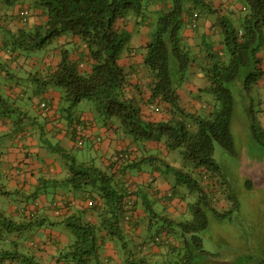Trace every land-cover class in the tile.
<instances>
[{
  "label": "trees",
  "instance_id": "16d2710c",
  "mask_svg": "<svg viewBox=\"0 0 264 264\" xmlns=\"http://www.w3.org/2000/svg\"><path fill=\"white\" fill-rule=\"evenodd\" d=\"M20 1L24 4L19 11L22 23L16 25L15 30L8 29L7 23H2L5 18L0 11L1 49L12 58L30 57L56 43L61 51L57 64L28 71V86L34 92H42L55 85L60 90L61 105L66 111L75 109L84 100L92 101V106H86L98 112L96 119L104 124L114 120L135 146L116 151L110 157L108 168H101L93 162H82L73 154H66L71 175L62 182H67L72 189L85 190L90 195L88 205L96 213L98 221L87 220L82 211L65 219L74 240L65 251L60 252L56 264L61 261L104 264L102 250L107 237L122 242L126 264H155L147 256L140 255L137 249H129L126 240V226L135 230L140 224L136 211L141 191L138 186L132 185L129 175L142 170V164L152 165L159 158L157 154H147L150 141L164 143L169 151L183 150L182 168L162 159L165 170L175 177L174 188L187 186L189 194L203 191L200 178L189 170L192 165L213 174V177L210 176L215 191L213 196L220 210L210 206L212 215L219 222H226L227 214L232 211L223 212L221 197L231 200L236 207L238 202L231 198L226 189L228 183L220 178L223 177V170L214 159L215 146L219 143L225 149L234 151L235 139L231 126L235 96L232 86L244 82L242 84L248 91L262 74L259 53L264 49V0H238L244 3L239 14L234 11L223 13L212 0H172L169 9H155V5L154 10L150 11L152 16L142 17L150 25L149 41L142 47L146 86L151 93L149 101L159 99L158 104L162 103L160 105L167 115L166 119L159 121L146 117L142 97L130 93L131 72L121 62L124 53L129 50L127 39L130 32L126 28L129 16H140L144 10H150L147 7L153 0H34L33 4L41 9L47 19L33 25L29 22L31 2L1 0L4 5L10 6ZM24 11H28L27 16L22 14ZM202 15L203 20L215 18L216 23L212 21V25L219 27L221 43L229 56L227 60L221 57L220 50L215 49L213 43L205 40L204 45L197 49L183 36L182 27L186 17H192V27L197 28ZM4 32L9 37L3 39ZM63 39L66 40L64 44ZM199 52L204 53L205 62L200 63L206 77L204 90L212 93L215 99V110L205 114L183 106L179 93L190 67L199 64ZM9 64L10 59L0 62V72L4 70L11 77L13 73ZM136 89L141 92L139 87ZM13 100L0 88V114H9L8 107ZM85 129L71 131L75 145L80 149L84 147ZM258 131L255 129L258 141L264 144V131ZM59 150L63 153L62 148ZM116 156L119 159L114 161L113 157ZM156 167L160 168V165L157 163ZM57 203L59 201L54 202L56 208ZM188 205L190 216L180 221L159 215L151 206H147V231L153 236L150 242L169 243L170 247L169 238L182 239V252L174 246L171 253L192 262L198 254L206 252L202 234L210 228L211 220L198 203ZM29 217L36 218L37 213L32 211ZM33 224L39 228L45 223L39 220L17 224L12 218L0 214V237L10 232H22ZM163 232H168V236L163 238ZM1 254L4 255L2 260L17 264H44L34 254L16 247Z\"/></svg>",
  "mask_w": 264,
  "mask_h": 264
},
{
  "label": "crops",
  "instance_id": "0c3cea01",
  "mask_svg": "<svg viewBox=\"0 0 264 264\" xmlns=\"http://www.w3.org/2000/svg\"><path fill=\"white\" fill-rule=\"evenodd\" d=\"M212 2L216 7L223 10L225 14H229L230 11L239 14L244 8V3L238 0H212ZM35 7V9L32 7L30 9L29 22L31 25L44 22L47 19L46 15L41 12V9L37 6ZM21 9L17 11L12 9L6 10L5 5L0 0V11L5 18L2 23L4 25L7 23L8 29L15 30L17 28L16 25H21L22 22L19 17ZM188 17L189 20H187L182 33L191 45L198 49L207 40L210 41V44L216 45L215 49H219L217 48V44L221 43L222 38L219 34V27H213L216 23L215 18L203 20L201 26L193 28L191 24L192 17L187 16L186 18ZM212 21L214 22L213 25ZM126 28L131 34H137L138 36V38L134 37L131 44H127L129 50L124 53L121 60L125 69L131 72L130 93L137 95L139 98L142 97L141 104L146 117L154 121L166 119L167 115L164 112L163 106L160 105L162 103L158 104L159 99H156L154 102L149 101L151 93L146 86L142 47L149 41L148 33L150 25L140 16L132 14L129 16ZM62 43H66V40L63 39ZM2 45V41L0 40V62L10 59V68L16 72L11 71L13 73L11 77L7 76V72L4 70L0 72L2 73L0 74V79H2L0 82L3 84L0 87L2 92L11 97V99H14L13 104L11 103L8 107L9 111L7 113L9 114H0L1 177L7 183V187L14 189L20 197L32 196V199L24 203L20 202L19 206H10L8 211L0 209V214L12 218L18 224L20 222L24 223L23 220L32 211H35L37 215L40 212H44V217L49 216V212L47 211L49 209L57 214L59 206V209L64 211L65 215L66 213L67 215H73L82 211L87 220L96 223L98 217L88 205L90 200L88 197L90 195L85 190H75L71 187L65 190L60 187L64 180L58 178L59 174L65 172L66 169L70 172V164L67 161L66 154H73L80 150L83 152V156L80 158L77 156L79 161L93 162L101 168H108L110 157L116 151L135 148V146L132 145L131 139L126 137L122 130L119 129L118 123L114 122V120L108 121L107 124L98 121L96 119L97 115L91 110V107L85 106V108L80 107L71 111L64 110L60 101V90L53 85H50L42 92L33 91L34 93H32L27 106L19 104V97L23 98L29 92V88H31L28 86V73L34 71L35 68H45L57 64L60 60L59 55L61 51L57 48L58 44L56 43L48 49L41 50L40 54L37 53L34 58L25 56H15V58H12L9 53L1 49ZM203 57L204 53L199 52V61H197L199 64H193L190 67V72L180 86L179 93L183 106L190 111L205 114L211 111L209 108L215 105V99L212 95L206 99V97L203 98L200 94L206 86L205 73L200 64L205 62L203 61ZM259 60V66L262 69V76L259 79L261 88L255 84L252 91L257 89L262 94V91H264V49L259 53ZM33 62L35 63L33 64L35 67L31 66ZM23 71H26L25 75H22ZM136 87H139L141 92H138ZM49 98L52 101H49ZM42 103H46L50 109L43 108ZM154 107H158L160 110H155ZM13 112L19 113L20 118L13 117L11 115ZM41 118H43L42 121ZM84 128H86L85 143L84 147L80 149L75 145L71 131ZM47 130L50 132V136L56 140V145L48 140L49 148L48 145L46 146L42 142ZM147 147L148 155L157 154L159 158L153 163V166L149 167L148 164H142V170L133 171L129 175L130 182L132 185L138 186L141 196L136 211V216H139L140 220L139 227L134 230L129 225L126 226L128 248L137 249L140 255L147 256L155 264H199L196 260L192 262L184 261L181 255L176 256L175 253H171L174 246L179 248L180 253L182 252L184 244L180 238L176 239L169 234L172 236L169 238L172 244L171 247L168 245L169 243L150 242L153 236L147 231V206H151L159 215L180 221L190 216L188 203H192L193 198L188 193L190 201L184 200L180 194V192H183L181 187L174 188L175 177L172 173L165 170L162 159L177 168L183 167V160L181 159L180 161L177 158H172L174 151H169L162 142L150 141ZM57 148L63 149V153L60 152V156L64 160L63 165L58 162V160L62 161L61 159L53 157L52 151ZM157 163L160 165V168L156 167ZM207 177L209 178V176ZM2 185L5 187V184ZM49 186L54 187L51 197L48 192L46 194L40 192L42 187L48 188ZM208 188L211 194L214 195L215 191L212 187V180L209 182ZM226 189L229 191L227 185ZM6 191H3L4 194ZM55 201H59L60 203H57V208L54 205ZM228 201V199L222 196L220 205L224 208L228 204ZM42 220L45 221L44 218ZM219 223L222 224V232L220 234L213 233L212 225L202 234L203 247L206 252L201 255L197 253V257L200 258V264H235L234 261L229 262L232 259L231 252H228L227 255H220L212 251L209 245L207 246V244L218 241L220 238L223 241L225 240V242H229L224 234L226 222ZM166 236H168V232H163L162 237ZM73 240L74 237H71L68 232L60 228L45 226V224L30 232H10L7 236L0 237V264H17L16 262L2 260L4 255L1 253L4 250H11V246L34 254L44 264H56L60 252L62 250L65 251L66 247L71 245ZM102 251V261L104 264H126L124 260L125 250L122 248V242L118 243L116 238H105ZM60 264L73 263L61 261Z\"/></svg>",
  "mask_w": 264,
  "mask_h": 264
},
{
  "label": "rangeland",
  "instance_id": "374dc122",
  "mask_svg": "<svg viewBox=\"0 0 264 264\" xmlns=\"http://www.w3.org/2000/svg\"><path fill=\"white\" fill-rule=\"evenodd\" d=\"M25 2L28 4L31 2L32 8H36V5L33 4L34 0H26ZM155 5V9L167 10L171 7L172 0H153L147 7L150 10H144L140 14V17L142 18L152 16L153 14L150 11L154 10L153 7ZM23 7L24 4L21 1L11 6L5 4L6 10L12 9L17 11ZM203 16L204 15L198 19V24L200 26L203 24V19H205ZM187 20H189V17L185 20L182 28H184L186 25ZM154 27L155 24L153 28ZM1 31L3 32V29ZM128 34L129 37L127 39V44L129 45L131 44L134 37L138 38V36L137 34ZM6 37H9V35L7 32H4L2 38L5 39ZM217 48H219L220 53L222 54L221 57L227 60L229 56L225 52V46L222 43H218ZM36 55L37 53H34L30 57L34 58ZM33 64L35 63L33 62L31 66H34ZM25 74L26 71H23L22 75ZM261 76L262 74L258 76L257 82L254 81V83L251 84L252 86L248 91L246 90V87H244V84H242L244 82H242L241 85L232 86V91L235 96V112L231 129L235 139V148L234 151H230L222 147L219 143H216L214 152V159L223 170V177L220 178H224V181L228 183L231 198L234 197V199L237 200L238 206L236 207L235 203L231 200L228 202L225 208L220 205V207L224 210L223 212L232 211L227 214L226 225L224 228V234L229 242H225V240L223 241V239L220 238L218 241L207 244V246L209 245V248L212 249V251H214L216 254L227 255L228 252H231L232 260L235 264H264V144L258 141L255 132V129H258V132L260 133L264 131V91H262V94L259 93L257 89L252 91V88H254L255 84L261 88L259 82ZM0 81H2V79H0ZM32 93L33 88L31 87L29 88L27 95H24L23 98L19 97V104L27 106L29 104L30 97H32ZM200 94L203 98L206 97L207 99V97L211 96L212 93L206 89ZM49 101H52V99L49 98ZM92 103V101L84 100L75 109H79L80 107L85 108L87 104L92 106ZM209 109L214 111L215 107L212 106ZM94 113L98 115L97 111ZM11 115L15 118H20L19 113L13 112ZM42 120L43 118H41V121ZM48 140L52 141L53 144L56 145V140L50 136V132L47 130L42 142L45 143L46 146L48 145L49 148L50 146L47 143ZM52 152L53 157L61 159L62 161L58 160V162L63 165L64 160L60 156V150L56 149ZM182 153L183 150L181 148L176 149L174 150L172 158H177V160L181 161V159L183 160ZM73 156L76 158L78 156L80 158L83 156V152L78 150L73 153ZM151 166H153V163L152 165H149V167ZM189 170L192 171L198 179L200 178L199 181L203 188L202 192L190 194L193 198L192 203H198L204 208V210L210 216L213 233L220 234L222 232V224L219 223V220L213 218V209L210 207L214 206L217 210H220L216 201H214L215 197L211 194L208 188L209 182L211 181L210 176L213 177V174L207 172L205 168H195L194 165H192ZM1 171L2 170L0 169L1 210L8 211L10 206H19L20 202L24 203L25 201L32 199V196L20 197L14 189H9L7 187V183L3 177H1ZM68 173L70 176V172L66 169L65 172L59 174L58 178L61 180H67ZM200 174L204 175L200 176ZM207 176H209V178ZM2 184H5V187ZM60 187L61 189L68 190V188L71 186L67 182H63ZM180 187L184 192H180L182 198L189 202L190 197L188 196V187L183 185ZM3 191H6V193L4 194ZM53 191L54 187L49 186L48 188L42 187L40 192H43L44 194L48 192L49 196L51 197V192ZM40 192L39 194L41 195ZM47 211L49 212L48 217H44V212H40L36 218H31L28 216L25 217L23 221L25 224H29L44 218L45 226L51 228L56 227L57 229L60 228L68 232V234L73 237L71 229L65 224V219L70 215H67V213L65 215V212L62 210H60L62 211V214H56L51 209ZM37 228V225L33 224L32 227H27L26 229L24 228L23 231L30 232ZM116 241L121 243V241L118 239H116ZM10 249H14V247L11 246ZM194 260H196L199 264L201 263L199 257L195 258Z\"/></svg>",
  "mask_w": 264,
  "mask_h": 264
},
{
  "label": "built area",
  "instance_id": "2783aa9c",
  "mask_svg": "<svg viewBox=\"0 0 264 264\" xmlns=\"http://www.w3.org/2000/svg\"><path fill=\"white\" fill-rule=\"evenodd\" d=\"M22 14H23L24 16H27L28 11H24ZM25 18H26V17H25ZM196 18H197V14H196ZM194 22H197V21H194ZM196 24H197V23H194V25H196ZM42 107L45 108V109H47V110L50 109V107H49L46 103H42ZM154 108H155L156 110H158L157 107H154ZM122 156H123V155H121V157H122ZM113 159H114V161H116V160L119 159V156L113 157ZM57 213H58V214L61 213L60 209L57 210Z\"/></svg>",
  "mask_w": 264,
  "mask_h": 264
},
{
  "label": "clouds",
  "instance_id": "9594fccd",
  "mask_svg": "<svg viewBox=\"0 0 264 264\" xmlns=\"http://www.w3.org/2000/svg\"><path fill=\"white\" fill-rule=\"evenodd\" d=\"M158 108V107H157ZM155 109V108H154Z\"/></svg>",
  "mask_w": 264,
  "mask_h": 264
}]
</instances>
